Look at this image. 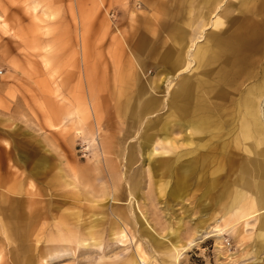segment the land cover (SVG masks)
Masks as SVG:
<instances>
[{
	"label": "rangeland",
	"instance_id": "374dc122",
	"mask_svg": "<svg viewBox=\"0 0 264 264\" xmlns=\"http://www.w3.org/2000/svg\"><path fill=\"white\" fill-rule=\"evenodd\" d=\"M254 1L0 0V264H264ZM201 77L194 128L166 90Z\"/></svg>",
	"mask_w": 264,
	"mask_h": 264
},
{
	"label": "bare ground",
	"instance_id": "6f19581e",
	"mask_svg": "<svg viewBox=\"0 0 264 264\" xmlns=\"http://www.w3.org/2000/svg\"><path fill=\"white\" fill-rule=\"evenodd\" d=\"M256 1V0H255ZM254 1V2H255ZM257 5V4H256ZM217 6V5H216ZM253 7V5H252ZM214 8V7H213ZM256 10V9H255ZM206 13V12H205ZM113 14V13H111ZM252 24V22H250V25ZM253 25H251L252 27ZM247 28L244 30L245 33H247L248 35V32L251 30L250 28ZM238 31V30H237ZM243 31H238L236 32L234 35L231 36L230 39H232V42H234L235 45H237L238 48H246L247 45V38H249V36L247 35H244L243 37ZM193 46V45H192ZM191 46V48H192ZM190 48V49H191ZM194 53L196 51H193ZM220 53V52H219ZM238 54H241L240 51L237 52V55ZM221 55V54H220ZM193 57V56H192ZM213 57V55H212ZM241 59V61L244 62V58H239ZM253 61V60H252ZM219 69V67H218ZM221 70V68H220ZM224 71V70H223ZM264 71V70H263ZM220 72V71H218ZM223 73V72H222ZM218 74V73H217ZM243 75H246V73H243ZM173 76V75H172ZM219 76V75H218ZM221 77V76H220ZM223 77V76H222ZM264 77V76H263ZM218 79V78H216ZM184 81L182 83H180L179 87H177L176 89H174L172 91V93L169 91V89L167 88L166 90V94L167 96L169 97L171 95V101L174 97H176L180 92H181V95L184 96V102L186 101L187 104L189 105H195L194 109H191V111L188 112L189 114V122L190 124L193 125L194 128H197V127H202V126H205L207 125L206 123L209 122V117H206L205 115H201L202 114V111L200 109H197L196 107V103L199 101V98H198V94L196 93V90L199 88V89H203V88H207L209 86V81L208 79H204L203 77L201 78H195V80L193 81H187L185 79H183ZM189 80V79H188ZM219 80V79H218ZM224 81V79H222ZM217 81V80H216ZM242 81V80H241ZM182 86V87H180ZM240 87V86H239ZM237 88V87H236ZM262 88V85H258V86H255L254 90H251V92L254 94V97L253 98H250L247 96L246 94V99H245V102H246V106H244L245 108V112H243V118H242V126H243V133L246 134L247 131H245V129L248 127V124L249 123H254V124H259V119L260 117H264V110L262 108H260L261 106V102L262 100H264V96L261 97V95H259V92ZM210 89V86L208 88V90ZM180 95V96H181ZM264 95V94H263ZM261 98V99H260ZM165 101V100H164ZM259 104V109H256V106H258ZM252 111H254V113H252ZM178 114L181 112V113H186V110H183V109H179L177 110ZM175 113V111H174ZM171 114V116L174 115ZM177 114V113H175ZM258 114L256 117H254V115ZM185 115V114H184ZM263 120V119H262ZM264 122V121H263ZM253 124V125H254ZM262 124V123H261ZM260 124V125H261ZM157 131V130H156ZM157 134V133H156ZM246 142V141H245ZM259 142V141H258ZM257 142V144H258ZM260 145V144H259ZM249 148V147H248ZM251 150V149H250ZM243 151V150H242ZM253 154V153H252ZM247 155V154H246ZM246 157V156H245ZM139 258V257H138Z\"/></svg>",
	"mask_w": 264,
	"mask_h": 264
},
{
	"label": "crops",
	"instance_id": "0c3cea01",
	"mask_svg": "<svg viewBox=\"0 0 264 264\" xmlns=\"http://www.w3.org/2000/svg\"><path fill=\"white\" fill-rule=\"evenodd\" d=\"M187 1L189 0H181L180 2V5L182 6V9L181 10H187ZM191 1V0H190ZM222 0H203V12L202 14L205 15V16H210L209 14H211V12L214 10V8H216L220 2ZM214 7V8H213ZM206 12V13H205ZM184 32H179L178 34H174L173 35V41L176 42L177 44H180L181 42L184 41ZM186 43H184L183 47L186 48ZM188 48V47H187ZM199 63H201V61L199 60ZM183 66V63H182V57H181V65L180 67ZM178 67V68H180ZM180 69H176V72H178ZM173 73V74H174ZM181 95V92L177 95V96H180ZM156 100V99H155ZM154 99H150V100H147L145 101V103L142 105V110L141 111H154L155 110V106L158 104ZM165 100V99H164ZM165 102V101H164ZM15 217H19V216H15Z\"/></svg>",
	"mask_w": 264,
	"mask_h": 264
}]
</instances>
